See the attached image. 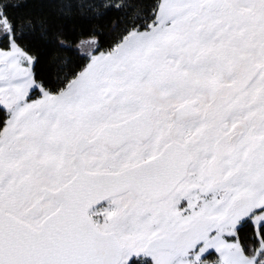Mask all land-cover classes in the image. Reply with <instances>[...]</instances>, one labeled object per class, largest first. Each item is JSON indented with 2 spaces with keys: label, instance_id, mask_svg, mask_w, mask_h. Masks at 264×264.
Masks as SVG:
<instances>
[{
  "label": "snow or ice",
  "instance_id": "obj_1",
  "mask_svg": "<svg viewBox=\"0 0 264 264\" xmlns=\"http://www.w3.org/2000/svg\"><path fill=\"white\" fill-rule=\"evenodd\" d=\"M0 264H264V0H0Z\"/></svg>",
  "mask_w": 264,
  "mask_h": 264
}]
</instances>
